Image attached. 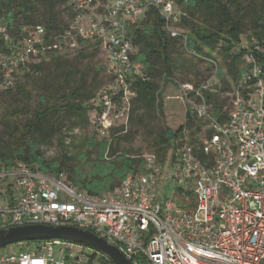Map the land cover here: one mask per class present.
<instances>
[{
  "label": "built area",
  "instance_id": "1",
  "mask_svg": "<svg viewBox=\"0 0 264 264\" xmlns=\"http://www.w3.org/2000/svg\"><path fill=\"white\" fill-rule=\"evenodd\" d=\"M72 1L74 15L64 31L47 38L46 28L37 25L9 41L0 91L14 86V73L47 59L51 51H75L82 39L100 43L112 80L99 93L101 111L93 112L91 125L101 137L115 127L126 132L137 96L134 82L146 76L134 57L132 26L152 6L170 35L178 37L184 33L178 23L185 13L176 0ZM0 37L10 38L1 21ZM247 42L252 47L246 69L231 95L233 107L223 112L227 115L215 117L207 103L211 79L181 84L197 121L183 126L167 158L144 155L142 170L102 194L80 191L64 174L54 178L23 162L0 169V230L78 227L117 246L132 264H264V68L254 53L264 54V45L255 36ZM164 180L172 181L179 202L161 192ZM8 246L13 248L5 251ZM8 246L0 248V264L111 261L94 248L100 259L87 254L86 245L62 239Z\"/></svg>",
  "mask_w": 264,
  "mask_h": 264
},
{
  "label": "trees",
  "instance_id": "2",
  "mask_svg": "<svg viewBox=\"0 0 264 264\" xmlns=\"http://www.w3.org/2000/svg\"><path fill=\"white\" fill-rule=\"evenodd\" d=\"M33 0H0V21L8 27L10 38L6 40L0 37V85L4 79L1 60L8 51L9 41L17 39L25 33L26 28L43 25L47 30V38L64 31L74 15L72 0H41L46 13V21L43 23L33 15ZM183 9L184 15L178 26L184 31L178 37H172L165 28V19L155 7H149L143 19L132 26L131 36L136 47L135 60L144 65L145 77L138 78L134 82L137 96L133 101L130 122L139 126H159L157 138L154 141L155 153L160 159L167 158L175 139L184 125H192L197 121L189 105L185 114V123L178 129L163 126L165 116L164 89L169 83H174L176 65L173 59V48L180 42L188 53L199 57L212 58L213 51L220 47L226 71L219 68L217 76L223 79V89H230V80L235 84L240 79L245 67V56L250 51L251 45L247 39L255 36L259 43L264 45V7L257 0H176ZM62 5L65 16L58 18L57 7ZM250 30L245 35L246 30ZM186 36V41L183 40ZM100 43L81 40V48L66 53L58 54L51 51L48 57L56 64V68L66 67L67 86L58 98H54L47 88L37 81V75L46 70L47 61L29 63L19 72L14 73V86L1 90L0 98L9 96L16 88L17 93L26 100L25 108L16 106L6 108V116L13 129L19 133L20 140L17 147L4 146L0 143V169H11L23 162L30 166L35 165L38 170L48 176L59 178L71 167L73 160L67 153L60 161H48L41 151V146L51 142L53 137L62 138V126L56 124V118L61 114L82 115L83 124L91 125V113L101 111L99 93V72L103 66L94 71L92 84L89 88L83 87V82L73 85L72 81L76 73L77 63L87 57H95L99 52L103 53ZM74 53L72 63L67 64L64 56ZM258 62L264 68V54L254 51ZM92 67L91 61L87 71ZM106 67V63H105ZM107 69V67L105 68ZM229 79L225 78L226 73ZM81 75V80L84 79ZM111 77V75H109ZM112 78H110L111 81ZM160 83H162L160 85ZM204 82V81H203ZM202 82L194 83L196 85ZM110 84L104 85L108 87ZM98 92V93H97ZM209 107L215 117L221 119L227 115L218 98L217 92L211 90L205 92ZM24 115V119H21ZM221 115V116H220ZM123 127H115L109 130L100 144H95L93 139L87 142L95 146L101 152L99 159L92 165V171L70 168L75 175L71 183L80 191H87L92 195H100L113 188L116 179L119 183L131 172L144 168V159L130 157L127 154L119 155L116 160L104 162V152L117 153L121 139L128 137L123 133ZM128 131V130H127ZM127 131L125 133H127ZM117 134V135H116ZM120 134V135H119ZM110 141V142H109ZM103 153V154H102ZM116 155V154H115ZM85 159L87 155H81ZM88 163L83 164L86 167ZM107 169V170H106ZM106 170V171H105ZM118 183V184H119ZM117 184V185H118ZM104 264H114L104 260Z\"/></svg>",
  "mask_w": 264,
  "mask_h": 264
},
{
  "label": "rangeland",
  "instance_id": "3",
  "mask_svg": "<svg viewBox=\"0 0 264 264\" xmlns=\"http://www.w3.org/2000/svg\"><path fill=\"white\" fill-rule=\"evenodd\" d=\"M258 4L262 5L264 0H257ZM33 15L35 18L39 19L43 23L46 21L45 7L41 0H33ZM264 7V4H263ZM65 10L62 5L57 7L58 18H63L65 16ZM249 29L246 30L245 35L249 33ZM75 54L71 53L65 55L64 58L67 64H71L74 59ZM212 58L209 57H199L188 53L184 46L177 42L173 48V59L176 65V73L174 75V83H169L164 89V103H165V116L162 121V125L171 127L173 129H178L181 125L185 123V114L187 110L188 101L183 94L182 85L185 82L197 83L207 80H212V89L217 92L218 98L223 105V110H230L233 107V101L231 95L235 90V82L229 79L227 72L225 78L230 80V89H223L224 83L223 79L218 77L217 71L222 68L226 71V66L221 55V48H216L212 53ZM47 65L46 70L37 75V81L47 88L46 90L51 92L54 98H58L64 92L67 86V71L66 67L62 69L56 68V64L50 60L49 57L46 59ZM91 61L92 67L87 71V66ZM103 66L102 70L99 72L98 78L99 83L96 90L100 92L104 89V85L111 82L110 76L105 69V57L104 54L99 52L95 57H87L80 60L77 63V71L74 74L73 85L77 86L80 82H83L84 88H89L92 84L94 71L97 67ZM84 74V79L81 80V75ZM112 80V79H111ZM160 83V80H158ZM162 83H160L161 85ZM97 92V93H98ZM27 99L17 93L16 88L8 96L0 98V143L4 146H9L11 148L17 147V141L20 140V135L17 133L8 120L6 114V108L9 106H16L20 109L25 108V103ZM91 113V117H92ZM55 123L62 126V138L53 137L50 143L41 146L42 154L48 161H60L67 153L73 160L70 162L71 167L65 171L67 174V182H72L75 175L70 172V168L74 169L79 167L85 171H92V165L99 159V154L101 152L97 151L95 146L88 145L87 142L90 139L94 140V143L100 144L104 137L98 135L92 125L83 124L82 115H71V114H61L55 117ZM21 119H24V115H21ZM120 123H123L120 121ZM57 124V125H58ZM127 133H120L121 135L127 134L128 137L121 139L119 142V147L117 153L112 154L111 151L104 152V162H110L116 160L119 155L127 154L130 157L143 158L144 155L152 153L155 151L154 141L157 138V133L159 131V126L156 125H146L139 126L138 123H129L127 128ZM119 134V135H120ZM103 154V153H102ZM81 155H87L85 159H82ZM88 163L86 167L83 164ZM33 170H38L35 165L31 166ZM107 170V169H106ZM105 170V171H106ZM39 171V170H38ZM120 179H116L114 185L119 183ZM163 189V190H162ZM161 192L176 201H180L178 194H175V189L171 180H164L160 185ZM195 208V205L191 206V210ZM13 246H8L3 248L5 251L12 249ZM58 248V247H56ZM83 247L77 246L78 250ZM87 254H94L96 259H100V253L90 247H84ZM59 253H57L58 256ZM96 264H102L97 262Z\"/></svg>",
  "mask_w": 264,
  "mask_h": 264
},
{
  "label": "water",
  "instance_id": "4",
  "mask_svg": "<svg viewBox=\"0 0 264 264\" xmlns=\"http://www.w3.org/2000/svg\"><path fill=\"white\" fill-rule=\"evenodd\" d=\"M62 239L84 244L107 255L114 264H132L124 253L105 238L74 226L23 225L0 230V248L22 241Z\"/></svg>",
  "mask_w": 264,
  "mask_h": 264
}]
</instances>
